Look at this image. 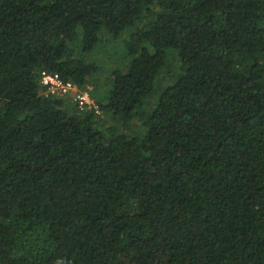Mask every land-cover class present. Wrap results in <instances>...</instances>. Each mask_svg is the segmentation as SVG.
I'll use <instances>...</instances> for the list:
<instances>
[{"label": "trees", "instance_id": "trees-1", "mask_svg": "<svg viewBox=\"0 0 264 264\" xmlns=\"http://www.w3.org/2000/svg\"><path fill=\"white\" fill-rule=\"evenodd\" d=\"M0 264H264V0H0Z\"/></svg>", "mask_w": 264, "mask_h": 264}, {"label": "built area", "instance_id": "built-area-1", "mask_svg": "<svg viewBox=\"0 0 264 264\" xmlns=\"http://www.w3.org/2000/svg\"><path fill=\"white\" fill-rule=\"evenodd\" d=\"M41 84L48 89L47 93L73 99V101L79 104L80 109H84L86 106L98 109L91 98L89 90H81L70 82L65 83L58 75L44 72L42 74Z\"/></svg>", "mask_w": 264, "mask_h": 264}, {"label": "rangeland", "instance_id": "rangeland-1", "mask_svg": "<svg viewBox=\"0 0 264 264\" xmlns=\"http://www.w3.org/2000/svg\"><path fill=\"white\" fill-rule=\"evenodd\" d=\"M173 52L172 51H169L168 52V56H169V64L171 63V66L172 67H176L177 66V63L176 62H171V54H172ZM113 55L115 54V53H112ZM175 54V53H174ZM123 59H125V56H120V58H119V60L118 61H116V63H118L119 64V66H120V62L121 61H123ZM168 64V65H169ZM105 75H108V73L107 74H105ZM101 80H99V82H98V86H97V92L98 93H106V91L109 89V85H110V79H108L107 78V76H101V78H100ZM170 76H169V72L167 71V70H164L163 71V74H162V76H161V78L159 79V85H157V87H156V91H155V95H156V100H157V98H158V96H159V91H157V90H160L162 87L161 86H167V85H169V83H170ZM158 83V82H157ZM107 119V118H106ZM108 120V122H110V123H112L113 121L112 120H110V118H108L107 119Z\"/></svg>", "mask_w": 264, "mask_h": 264}]
</instances>
